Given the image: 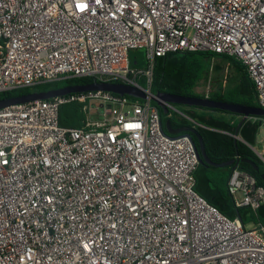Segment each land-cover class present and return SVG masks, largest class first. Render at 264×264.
<instances>
[{
  "label": "built area",
  "instance_id": "2783aa9c",
  "mask_svg": "<svg viewBox=\"0 0 264 264\" xmlns=\"http://www.w3.org/2000/svg\"><path fill=\"white\" fill-rule=\"evenodd\" d=\"M136 50L144 70L130 65ZM195 52L240 62L264 110V0H0V94L90 78L144 95L0 110V264H264V225L243 227L199 196L190 140L161 131L154 61ZM73 103L83 124L62 128L59 108ZM227 191L236 207L264 205L236 167Z\"/></svg>",
  "mask_w": 264,
  "mask_h": 264
},
{
  "label": "trees",
  "instance_id": "16d2710c",
  "mask_svg": "<svg viewBox=\"0 0 264 264\" xmlns=\"http://www.w3.org/2000/svg\"><path fill=\"white\" fill-rule=\"evenodd\" d=\"M131 52H129L131 67L144 70L146 68L144 58L142 62L133 61L130 55ZM217 58L220 62H228L231 69L229 82L233 83V86L224 91L220 90V87L219 90L212 92L210 95H197L194 89L210 71L214 70L215 74H222L223 68L221 66H212V62ZM232 75H235L238 81H233L232 77L234 76ZM93 81L94 80L90 78L68 79L30 89L0 94V99L21 96L31 92H46L64 87L87 85ZM142 83L141 81V84ZM150 91L153 95L163 93L194 98H205L207 96L208 99L213 101L259 108L254 85L247 76L244 67L236 59L224 55L195 52L167 54L163 57L156 58L152 69ZM128 99L133 100L131 97H128ZM153 105L157 106L156 103H153ZM173 106L179 113L188 117L194 123L170 111L164 114L158 108L162 127H164L165 122H169L172 129L193 126L200 135L206 157L210 162L223 164L233 161L231 165L221 168L198 164L194 172L195 192L208 204L215 207L220 214L227 219H240L243 227L258 223L264 225V205L255 212L245 207H236L232 197L227 191V181L234 167L252 176L256 184L264 188V183L260 178V175L264 174V164L248 146L234 138V132L241 121L239 116L219 110ZM81 108L82 106L76 103L61 106L58 112L59 126L66 129L81 127L85 119ZM214 113L220 116H214ZM225 116L236 117V119L234 122H231ZM258 127V124L246 121L239 127L238 136L247 144L253 145ZM190 136L192 137L195 147L198 149L197 138L192 134H190ZM236 159L239 160L237 164L234 162ZM243 159L253 162L257 166L258 171H255L247 163H241L240 160Z\"/></svg>",
  "mask_w": 264,
  "mask_h": 264
},
{
  "label": "water",
  "instance_id": "95a60500",
  "mask_svg": "<svg viewBox=\"0 0 264 264\" xmlns=\"http://www.w3.org/2000/svg\"><path fill=\"white\" fill-rule=\"evenodd\" d=\"M109 92L118 96H128L131 98H138L144 99V95L139 92L137 89L130 85L124 84H112V83H100V82H91L87 85H76L70 87H64L56 90H49L46 92H31L25 95L11 97L7 99H0V110L5 109L12 106L23 105L30 102L35 101H44L50 100L55 97L65 96L67 94H82L86 92ZM154 103H156L157 107L165 114L167 112L164 103L176 105V106H188V107H199L202 109H209V110H219L223 112H228L231 114H235L241 117V121L238 124V128L234 132V138L237 141L242 142L240 139L237 138L238 129L241 127L242 124L246 121V118L252 116H261L264 117V110L260 108H254L250 106L234 104V103H227V102H218L213 101L208 98H194V97H185V96H177V95H170V94H163L157 93L154 95L153 99ZM161 131L164 135L171 136V137H187L197 156V160L199 164H205L209 167H216L221 168L224 166H229L233 163V161L223 163V164H215L210 162L205 154L203 142L200 138V135L196 131L194 127H182L178 129H172L170 127L169 122H165L164 127L161 124ZM190 134L194 135L198 140V149L195 147L194 142L192 141V137ZM243 143V142H242ZM235 164L239 162L238 159L234 160ZM241 163L249 164L255 171H258L257 166L246 159L240 160ZM261 180L264 183V174L260 175Z\"/></svg>",
  "mask_w": 264,
  "mask_h": 264
},
{
  "label": "rangeland",
  "instance_id": "374dc122",
  "mask_svg": "<svg viewBox=\"0 0 264 264\" xmlns=\"http://www.w3.org/2000/svg\"><path fill=\"white\" fill-rule=\"evenodd\" d=\"M131 59L133 61H143L144 58V51L143 50H136L131 52ZM219 65L223 68L222 74H215L214 70L210 71L209 74L197 85L194 89V92L199 95H210L212 92L219 90H226L233 86V83L229 82V75L231 74L230 66L228 65L227 61L220 62L218 58L212 62V66ZM233 81H238V78L235 75H232ZM98 104H91V110H94ZM102 113L100 109L97 113L92 111L91 118L92 120L98 119ZM203 113V112H202ZM214 116H220L219 114H213ZM224 117V116H223ZM231 122H234L236 117L225 116ZM252 148L256 151H263L264 149V126H260L257 130L256 134V141L252 145ZM254 225H248L247 227H252Z\"/></svg>",
  "mask_w": 264,
  "mask_h": 264
},
{
  "label": "crops",
  "instance_id": "0c3cea01",
  "mask_svg": "<svg viewBox=\"0 0 264 264\" xmlns=\"http://www.w3.org/2000/svg\"><path fill=\"white\" fill-rule=\"evenodd\" d=\"M205 98H207V96L205 97ZM252 117H257V116H252ZM239 118L241 119V117L239 116ZM186 119V118H185ZM188 121H190V120H188ZM191 123H194L192 120L190 121ZM193 127V126H192ZM259 128V127H258ZM258 130V129H257ZM256 134H257V132H256ZM237 138L238 139H240L242 142H243V144H245L246 146H248L249 147V149L255 154V152H256V150H254L253 148H252V145H249V144H247L246 142H244L239 136H238V134H237ZM255 141H256V137H255ZM255 143V142H254ZM256 155V154H255ZM257 157V156H256ZM258 158V157H257ZM259 159V158H258ZM260 160V159H259ZM261 161V160H260ZM262 162V161H261ZM263 163V162H262ZM264 164V163H263Z\"/></svg>",
  "mask_w": 264,
  "mask_h": 264
}]
</instances>
